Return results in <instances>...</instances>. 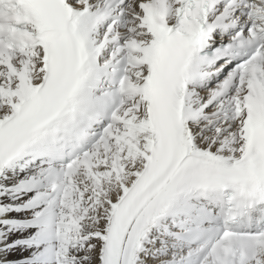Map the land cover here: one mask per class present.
<instances>
[{
  "label": "bare ground",
  "instance_id": "obj_1",
  "mask_svg": "<svg viewBox=\"0 0 264 264\" xmlns=\"http://www.w3.org/2000/svg\"><path fill=\"white\" fill-rule=\"evenodd\" d=\"M16 94L20 97L18 88L14 85ZM188 100L197 104L199 102V96L193 94L187 95ZM2 105L0 106V118L7 119L13 114V105L8 103L5 99H2ZM216 108H210L205 112V118L203 121H199L197 124L190 125L188 133L189 147L194 151L208 152L212 156L223 159L225 161H232L237 159L242 150V138H238V132L236 124L232 121L223 123V119L217 115ZM144 124V123H143ZM141 123L140 126L143 125ZM145 127V126H144ZM214 128V133H206ZM220 128L222 136L216 133V129ZM236 131H235V130ZM235 132V133H233ZM221 134V133H220ZM144 135H140L141 140ZM140 151H146L142 143H138ZM122 161H116L112 166L115 172H107L102 179V184L99 185L98 192L101 197L96 199L97 204H93V199L87 197L88 202L75 205L74 209L68 207H60L65 214V219L62 222H68L72 224V228L65 230L69 232L72 238V242L77 240H85L84 244L73 243L63 244L51 243H38L36 245H28L23 242L24 239L29 238L28 233L39 234L52 230L53 227H41L34 230H22L19 227H14V223L9 220H17L19 212L22 213L24 209H15L17 202H25L33 197L31 193H6L2 191L0 193V264H56L58 262L51 259V262L47 263H35V258H44L50 254V248L58 251L59 260H69L68 263L60 264H102L103 244L105 233L111 222L112 206L105 202L102 197L110 200L116 199L120 195L123 188L130 187L132 182L137 179L138 175L143 172L144 165L137 151L128 148L124 153L120 154ZM9 184L16 182L18 176L5 174ZM6 182V183H7ZM115 203V201H111ZM91 203V204H90ZM58 205L54 201L42 203L41 207L30 208L25 213H22L26 218H31L37 213H41L54 209ZM19 210V211H18ZM91 217V219H89ZM162 225H167L169 221L162 220ZM21 230L23 236L19 239L13 237L14 231ZM18 233V232H17ZM15 234V233H14ZM146 237H142L140 243L136 249L135 259L133 264H152L155 260L154 251H151V247L157 251H164L162 253L166 264H184L182 259L185 255L193 252L191 247H187L178 242L174 237L167 234V230H164V226L154 230V227H150L146 231ZM16 236V235H15ZM164 242V246L160 243ZM150 244V246H149ZM17 248V249H15ZM48 248L49 250H47ZM169 248V250H168ZM153 249V248H152ZM153 249V250H154ZM20 250V251H17ZM47 250V252H46ZM168 250V251H167ZM17 251V252H15ZM156 252V251H155ZM143 254V255H142ZM51 255V254H50ZM161 256V255H160Z\"/></svg>",
  "mask_w": 264,
  "mask_h": 264
},
{
  "label": "rangeland",
  "instance_id": "obj_2",
  "mask_svg": "<svg viewBox=\"0 0 264 264\" xmlns=\"http://www.w3.org/2000/svg\"><path fill=\"white\" fill-rule=\"evenodd\" d=\"M3 104V103H2ZM236 131V130H235ZM210 132V133H209ZM206 133H209V134H211V133H214V128H213V130H210V131H208V132H206ZM221 133V134H220ZM220 133H219V136H222V133L223 132H221L220 131ZM233 133H235V132H233ZM211 136H212V134H211ZM215 136V133H214V135L212 136V137H214ZM237 137H238V135H237ZM238 138H240L241 139V137H238ZM123 159V158H122ZM122 161V160H121ZM7 182V180L5 181V183ZM7 183H9V181L7 182ZM101 197V196H100ZM96 199H98V198H95L93 201H92V203L93 204H97V202H96ZM85 202H88V199L87 200H85ZM17 203H20V202H17ZM91 204V203H90ZM16 205V204H15ZM28 210V209H27ZM27 210H23V212L22 213H25V211H27ZM19 211V210H18ZM22 213H18V214H16L18 217V219H20V218H24V217H27V216H24ZM89 219H91V217H89ZM15 227V226H14ZM21 229V228H20ZM22 230H24V229H22ZM18 232V233H17ZM21 232H23V231H21V230H17V231H14V233L12 234L13 235V237H15V238H17V239H19V238H21L22 236H23V234H24V232H23V234L21 235ZM31 234H33V233H28V235L27 236H29V235H31ZM35 234V233H34ZM33 234V235H34ZM16 235V236H15ZM84 242H86L85 240H84ZM84 244V243H83ZM161 245H163L164 246V242H162V243H160ZM149 246H150V244H149ZM154 249V246H152L151 247V251H154L153 249ZM15 249H17V248H15ZM47 250H49L48 248H46ZM47 250H46V252H47ZM54 249L53 248H50V254L49 255H46L44 258H48V262H51V259L52 260H54V257L52 256L53 254H52V251H53ZM168 250H169V248H168ZM167 250V251H168ZM17 251H20V250H17ZM17 251H15V252H17ZM55 251H57V250H55ZM164 251H161V250H159V251H157V252H155L154 251V257L152 258V260H155L152 264H166L165 262H166V260H164V257H163V255H162V253H163ZM57 256H59V254H58V251H57ZM143 255V254H142ZM161 255V256H160ZM56 264H59V263H56Z\"/></svg>",
  "mask_w": 264,
  "mask_h": 264
}]
</instances>
